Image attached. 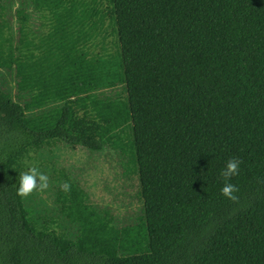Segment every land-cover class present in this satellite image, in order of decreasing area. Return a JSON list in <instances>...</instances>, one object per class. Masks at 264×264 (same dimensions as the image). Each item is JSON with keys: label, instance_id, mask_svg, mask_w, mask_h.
Masks as SVG:
<instances>
[{"label": "trees", "instance_id": "trees-1", "mask_svg": "<svg viewBox=\"0 0 264 264\" xmlns=\"http://www.w3.org/2000/svg\"><path fill=\"white\" fill-rule=\"evenodd\" d=\"M30 2L51 17L49 33L31 40L22 8L17 45L0 43V70L26 103L0 87V264H264V0ZM109 23L117 51L92 56L89 30ZM120 87L121 105L96 93ZM91 108L108 134L134 131L148 255L121 257L120 234L67 174L56 204L79 226L74 240L17 195L30 155L103 150ZM232 157L238 202L220 191Z\"/></svg>", "mask_w": 264, "mask_h": 264}, {"label": "rangeland", "instance_id": "rangeland-1", "mask_svg": "<svg viewBox=\"0 0 264 264\" xmlns=\"http://www.w3.org/2000/svg\"><path fill=\"white\" fill-rule=\"evenodd\" d=\"M25 8L30 14L27 33L31 40L39 42L52 26V19L46 13L34 10L30 0H0V43L12 40L17 45L21 23L17 11ZM93 40L86 46L92 56H108L117 51L119 39L111 30L110 23L101 30L90 29ZM0 87L10 93L18 104L26 103L17 98V80L14 73L0 70ZM111 102L121 105L125 100L122 87L114 91H97ZM90 103V102H89ZM55 106L30 111L36 116ZM94 120L101 131L103 150L87 151L69 146L46 149L30 155L22 162L25 171L37 166L49 176V188L34 192L24 199L31 217L41 225L58 229L74 240L79 234V226L66 221L56 204L62 175L67 174L76 186L84 190L87 205L93 210L97 223L116 230L121 236L120 255L132 258L150 254V241L147 231L144 203L136 160V144L132 128L108 134L91 108Z\"/></svg>", "mask_w": 264, "mask_h": 264}, {"label": "clouds", "instance_id": "clouds-1", "mask_svg": "<svg viewBox=\"0 0 264 264\" xmlns=\"http://www.w3.org/2000/svg\"><path fill=\"white\" fill-rule=\"evenodd\" d=\"M242 161L237 157L230 158L225 168L220 172V176L223 178V187L221 188V195L228 198L233 202H238L239 197L236 193L239 192V187L231 183L233 176L239 175L240 164ZM17 187V195L25 199L32 195L34 192H45L49 184V176L43 173L37 166H30L27 171L20 172ZM60 189L64 192L71 191V184L68 181H64L60 184Z\"/></svg>", "mask_w": 264, "mask_h": 264}]
</instances>
